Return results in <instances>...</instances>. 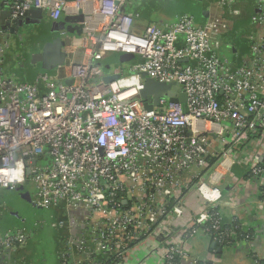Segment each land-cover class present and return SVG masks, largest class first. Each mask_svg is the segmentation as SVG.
Returning a JSON list of instances; mask_svg holds the SVG:
<instances>
[{"label": "built area", "instance_id": "obj_1", "mask_svg": "<svg viewBox=\"0 0 264 264\" xmlns=\"http://www.w3.org/2000/svg\"><path fill=\"white\" fill-rule=\"evenodd\" d=\"M128 1L15 0L10 6L12 20L31 10L53 21L85 18L81 36L63 33L66 59L55 72L21 84L0 71V190L33 182L35 208L69 216L53 224L79 235L68 237L59 264H125L140 236L156 234L169 217H185L184 178L208 167L214 140L243 144L264 134V0L238 68L213 49L221 12L239 14L236 0H211L220 13L211 10L204 26L184 14L141 33L137 17L125 12ZM5 51L0 46V63ZM118 53L138 59L129 63L130 74L181 85L186 103L163 98L146 111L142 85L123 87L124 71L114 65L109 75L120 79L106 83L100 63ZM251 173L264 176V166ZM196 189L207 212L188 232L205 233L215 244L232 240L216 211L220 188L199 179ZM29 236L25 230L0 236V264H19L14 255ZM187 256L178 241L169 243L166 264Z\"/></svg>", "mask_w": 264, "mask_h": 264}, {"label": "crops", "instance_id": "obj_2", "mask_svg": "<svg viewBox=\"0 0 264 264\" xmlns=\"http://www.w3.org/2000/svg\"><path fill=\"white\" fill-rule=\"evenodd\" d=\"M14 1L0 0V6H2L0 13L1 11L11 12L10 6ZM161 1H128L125 12L137 17L135 23L136 32H143L148 25L162 27L165 24H172L184 15L183 12L185 10L175 13L170 11V14L165 12V5L160 4L162 3ZM181 1L183 5H187V2L191 0ZM204 2H206V5L204 4L203 8L201 7L203 10L194 14L198 26L206 24L204 19L206 18L205 21L207 22L211 10L220 13L211 0H204ZM258 3L259 0H236L234 10L239 14L221 12L224 21L220 35L213 43V49L216 56L228 59L235 68L243 65L249 51L248 38L257 32L252 20L258 9ZM195 4L196 7H199L200 0H196ZM251 6L253 10L250 17V28L249 30H242L241 44L229 41V37L233 36L235 28L237 26L242 27L247 23L248 20L243 18L244 11ZM18 44H21L18 41V37L11 39L10 45L13 47V51L8 50L6 36L0 33V46L6 49L2 57L3 62L0 63V71L8 81L33 84L41 74L32 70L30 60L32 53H34L33 46L27 43L24 45V48H27L26 50L17 52L18 48H20ZM18 56L24 58V60L26 59L23 65L20 63L21 58L18 59ZM27 58L30 59L27 60ZM18 69L24 71L23 74L19 73ZM5 71H8L10 76H7ZM214 142L213 150L208 157L216 160L214 164H209L204 169H194L184 178V182L189 186L182 197L185 217L181 220L169 217L161 224H158L156 234L146 237L140 236L136 245L130 250L125 264H166L167 247L169 243L177 241L182 245L188 256L182 263L177 261L174 264H264V202L261 201L264 176L256 177L251 173L253 168L264 163V134L261 132L254 134L243 144H234L229 139L224 143L215 140ZM199 179L215 184L220 188L222 198L216 206V211L226 225L237 227L240 231V234L234 235L232 243L226 247L216 243L214 249L212 248L214 242L205 233H198L193 236L188 232L191 224L193 222L196 224L200 223L207 212L203 200L196 189ZM13 213L14 211L12 210L11 212L10 210L6 216ZM6 216H0V223L3 224ZM11 218H14L13 215H11ZM19 219L18 227L15 226L10 229L9 227L2 228L0 225V235L2 236L16 230L28 232L30 236L27 245L18 251L19 253H25L26 248L28 250L30 245L33 244L31 243V238L34 235H39V233L33 232L34 230L30 231L29 225L26 227V222H29L26 216H19ZM41 220H36L33 224L36 228L35 230L40 229L39 227L44 228V225L50 226V231L54 235H59L60 242L65 238L61 242L62 245L64 243V246L68 237H75L78 234L75 233L77 232L76 229H71L75 233V235H71L69 228L59 229L54 227L53 224L58 220L55 216L48 218L44 213V219ZM66 221H69V216L67 215ZM29 223L31 224L32 222ZM46 228L39 231L47 230ZM165 232L167 235H165ZM54 240L56 242V239ZM60 250H62L61 247L56 253L53 264H59L57 254ZM219 250L221 251L219 252ZM19 264H26V262L20 261Z\"/></svg>", "mask_w": 264, "mask_h": 264}, {"label": "water", "instance_id": "obj_3", "mask_svg": "<svg viewBox=\"0 0 264 264\" xmlns=\"http://www.w3.org/2000/svg\"><path fill=\"white\" fill-rule=\"evenodd\" d=\"M1 7L2 6H0V9ZM0 18L2 20L0 23V33H3L4 36H6L7 49L13 51V47L10 45L11 39L18 37L21 44H24V27L30 23L34 25H41L46 20V14L42 10H31L22 15L18 20L9 21L11 18V12L1 11ZM84 20L85 18L82 13L76 17L63 16V19L60 22L61 30L66 31L69 36H81ZM205 20L206 18L204 19V23H206ZM66 45L65 41L60 40L46 44L42 53H32L31 64L33 66H37L36 68L41 74L55 72L58 67L62 66L65 62L66 55L64 53V48ZM137 62V58L134 55L129 54L118 53L108 57L100 63V65L104 68V73L106 74L104 79L105 82L112 83L120 79L119 76L109 75L111 66ZM140 77L143 81V85L140 90V99L143 102L146 111L152 112L155 107L159 106L160 100L163 98H167L172 103H186L187 97L182 92L181 85L176 83H160L155 79L147 77L146 74H141ZM34 164H36V160L34 161ZM23 196L24 204L20 206V209H22V215L25 216L33 212L35 207L30 199L28 191ZM17 215H19V212ZM215 247L216 244L214 243L212 248L215 249ZM220 251L221 250H219V252Z\"/></svg>", "mask_w": 264, "mask_h": 264}, {"label": "rangeland", "instance_id": "obj_4", "mask_svg": "<svg viewBox=\"0 0 264 264\" xmlns=\"http://www.w3.org/2000/svg\"><path fill=\"white\" fill-rule=\"evenodd\" d=\"M162 3L160 4H164L165 8L164 11L170 14V11L172 13L175 12H180L181 10H186L189 11L190 13H200V10L202 11L203 9V5H206V2H204V0H200V4L199 7H196V0H191L189 2H187V5H183L181 0H162ZM202 7V8H201ZM253 10V7H248L247 9H245L244 11V17L245 19H247V23L244 24V26H237L235 28V31H233V36L229 37V41L235 42V43H240L241 37L242 35V30L246 29L249 30L250 28V17H251V12ZM234 40V41H233ZM229 54V53H228ZM233 57V56H232ZM231 57V58H232ZM222 59H224L223 57H220ZM231 63V62H230ZM232 64V63H231ZM114 68H121L124 71V76L123 78L120 79V84L123 87H128L129 85H135L140 87L141 85H143V81L140 79V77L135 76L130 74L129 72V64H118V65H114ZM7 76H10V73L8 71H5ZM125 81H127V84H125ZM29 192L30 195V199L33 203V197H34V191H35V185L33 182H29L26 183L20 187H18L17 189H8V190H1L0 191V195H1V199L3 200V204L4 208L0 211V216L1 215H7L8 212L10 211V209L13 208V206L18 205V206H22L24 203L23 199L26 192ZM25 192V193H24ZM24 210V209H23ZM44 213L45 216H47L48 218H50L52 215H55L58 217L57 212H55V210L53 209H49V210H39L37 211L36 215L33 214L32 217L30 214H27L26 217L28 218L29 222H32L31 224L29 222H26V227L29 225L30 231L34 230L33 232H38L39 235H34L31 238V244L29 249L26 251L25 253L29 255L34 254L35 252L37 253V255H34L36 259H40V257H43L42 260H46V262H42L41 264H53L56 258V253L60 248V240H59V235H54L52 233L50 226H45L44 228H46L47 230H42L39 231L41 229H44L43 227H39L40 229L35 230V226L33 225L35 223L36 220H41L44 219ZM11 215H13V219L11 218ZM9 214V216H6L5 221L2 223H0L2 228H7L9 227L14 228L15 226L17 227L18 225V215L16 214ZM43 221V220H41ZM1 222V221H0ZM25 226V225H24ZM47 231V232H46ZM56 239V242L55 240ZM24 257L25 256H21ZM45 257V258H44ZM21 260L23 263L26 262V260Z\"/></svg>", "mask_w": 264, "mask_h": 264}, {"label": "flooded vegetation", "instance_id": "obj_5", "mask_svg": "<svg viewBox=\"0 0 264 264\" xmlns=\"http://www.w3.org/2000/svg\"><path fill=\"white\" fill-rule=\"evenodd\" d=\"M62 19L63 17L59 21H53L48 16H46V20L41 25H34L30 23L29 25L25 26L23 29L25 43L23 44V48L20 44H18V47H20V49L18 48V52L24 51V45L27 43L32 44V46L35 48L34 53L38 54L42 53L46 44L52 43L56 40L64 41L63 33L66 31L61 30L60 22ZM18 41H20L19 38ZM19 58L21 57L18 56V59Z\"/></svg>", "mask_w": 264, "mask_h": 264}, {"label": "trees", "instance_id": "obj_6", "mask_svg": "<svg viewBox=\"0 0 264 264\" xmlns=\"http://www.w3.org/2000/svg\"><path fill=\"white\" fill-rule=\"evenodd\" d=\"M183 14H189V15H191V16H193L194 17V14L193 13H190L189 11H184L183 12ZM132 15V14H131ZM195 18V17H194ZM21 46L23 45V44H20ZM20 49V48H19ZM27 49V48H26ZM25 49V50H26ZM33 50H34V52H35V48H34V46H33ZM17 52H18V50H17ZM23 52V51H22ZM30 59V58H29ZM28 58H27V60H29ZM138 60V59H137ZM26 61V59L24 60V58H21V60H20V63L22 62L23 64H24V62ZM21 63V64H22ZM20 64V65H21ZM22 64V65H23ZM32 66V70L35 72V73H40V71L36 68V67H34L33 65H31ZM30 66V67H31ZM18 72L19 73H21V74H23V72L24 71H21V69H18ZM216 160H212V159H209L208 158V165L210 164H214V162H215ZM261 166H264V163L261 165ZM1 191V190H0ZM261 201L262 202H264V187L262 188V196H261ZM4 205H5V203L3 204V200L1 199V195H0V211L4 208ZM38 209L39 208H34V210H33V212H31L30 213V215H31V217H32V215L33 214H35L36 215V213H37V211H38ZM11 210V212H12V210L14 211V214H17L18 212H19V216H21V217H24L23 215H22V209H20V206H18V205H14L13 206V208L12 209H10ZM39 210H46V209H39ZM55 212H57V214H58V217L57 216H55V215H52V216H55L56 218H58V219H61V220H66V214L62 211V209H60V210H57V211H55ZM26 216V215H25ZM19 218V217H18ZM18 225H17V227L19 226V223H20V219H18ZM36 222V221H35ZM222 227H223V229L224 230H228L229 232H234V235H238V234H240V231L239 230H235V227H233V226H229V225H226L225 224V222H223V225H222ZM1 236V235H0ZM65 239V238H64ZM64 239H62L61 240V242H63L64 241ZM60 242V247L63 249L64 248V243H63V245H62V243ZM228 242H232V240H224V241H222V243H219V245L220 246H224V247H226V246H228ZM60 251H62V250H60ZM60 251H59V253H60ZM59 253L57 254V257H58V259H59ZM34 255H37V253L35 252L34 254H31V255H29L28 254V256H27V254L26 253H22V252H18L17 254H15L14 255V258H13V260L15 261V262H18V263H20V261L21 260H23L24 259V257H21V256H25V259L24 260H26V264H41L42 262H46V260H42V258L43 257H40V259L38 260V259H36L35 258V256ZM45 258V257H44ZM176 262V261H175ZM174 262V263H175ZM204 264V263H203Z\"/></svg>", "mask_w": 264, "mask_h": 264}]
</instances>
